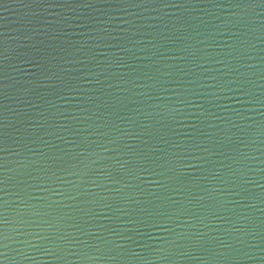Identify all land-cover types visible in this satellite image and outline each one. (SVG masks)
Wrapping results in <instances>:
<instances>
[{"label": "water", "instance_id": "water-1", "mask_svg": "<svg viewBox=\"0 0 264 264\" xmlns=\"http://www.w3.org/2000/svg\"><path fill=\"white\" fill-rule=\"evenodd\" d=\"M0 264H264V2L0 0Z\"/></svg>", "mask_w": 264, "mask_h": 264}, {"label": "snow or ice", "instance_id": "snow-or-ice-1", "mask_svg": "<svg viewBox=\"0 0 264 264\" xmlns=\"http://www.w3.org/2000/svg\"><path fill=\"white\" fill-rule=\"evenodd\" d=\"M262 2H264V0H262Z\"/></svg>", "mask_w": 264, "mask_h": 264}]
</instances>
